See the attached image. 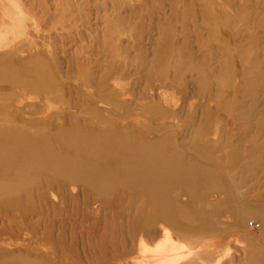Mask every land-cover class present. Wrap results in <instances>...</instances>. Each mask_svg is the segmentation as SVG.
<instances>
[{"label":"rangeland","instance_id":"1","mask_svg":"<svg viewBox=\"0 0 264 264\" xmlns=\"http://www.w3.org/2000/svg\"><path fill=\"white\" fill-rule=\"evenodd\" d=\"M69 130L212 173L166 198L210 238L152 227L133 160L97 189L11 154L27 138L63 168ZM165 232L179 264H264V0H0V264H150Z\"/></svg>","mask_w":264,"mask_h":264},{"label":"bare ground","instance_id":"2","mask_svg":"<svg viewBox=\"0 0 264 264\" xmlns=\"http://www.w3.org/2000/svg\"><path fill=\"white\" fill-rule=\"evenodd\" d=\"M64 137L67 138V140H81L82 146L80 145L75 148L71 145L70 148L73 149L72 155L63 161L65 162L63 168L58 167L59 161H57V164L54 163V160H59L60 158L58 159L52 151L46 153L40 151L41 149H36L41 147L40 145L37 146L38 142L36 143V141L27 138H17L14 142L16 149L11 151V154L14 155V153H16L23 162H29L34 165H48L54 177L58 175L67 180L83 178L86 182L97 185V189H102L98 187L99 184V186H101L102 183L111 185L113 181H116L114 171L111 170L106 172L104 170V167H106L109 161L116 160L118 163L124 165L127 160H133L136 164L124 167L121 170L123 174L125 173L126 180L133 184L134 187H136L137 184L143 186L144 190H142V192L146 196V200L148 201L147 204H149L153 210L152 227H156V223L159 221L169 229H172L175 236L183 241L185 238L189 239L190 237H195L194 242L198 243L201 242L200 240L203 242L207 237L210 238L211 231L209 230V232H207V230L209 229L211 218L209 215L204 216L205 213L203 212L206 211L199 212L196 207L192 213L182 210L179 215V213L175 211L176 205L174 201L172 200V205L169 206L166 198L168 196V190L177 185H185L188 189L191 186L193 189L197 187L200 189L208 187L210 185L208 180L211 179L210 175L212 176V173L194 164H183L181 158H179L180 153L175 150L169 151L168 156L170 158L164 160L163 156L166 153L164 149H157L153 147L154 144L153 146L150 144L134 145L130 142V137L126 135H124L123 139L117 138L116 136L109 137L108 135H103L96 140L95 137L88 134L69 130L68 133H64ZM99 147H101L100 150H98ZM112 147L118 148L117 150H112ZM33 148H35L36 151ZM24 177H22L20 173L16 174V179L18 181L15 186H7L6 188L22 186L24 183L21 179L23 180ZM250 212L258 214L257 211L253 210ZM180 217L184 218V225L180 223ZM196 218L202 221L204 228L194 230L192 227H187L188 224L191 225L189 222L194 219L197 220ZM163 236H165L166 240L164 238L163 244H156L157 249L152 252L155 260L150 264H179L182 262L180 260L183 257L181 254L178 256L176 252L177 248L175 249L173 244L171 245L172 242L170 246L168 245V240L171 239L169 237V232H165ZM140 248L143 249V247Z\"/></svg>","mask_w":264,"mask_h":264}]
</instances>
